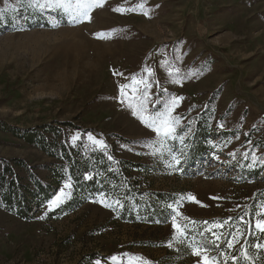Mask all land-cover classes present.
<instances>
[{"label":"rangeland","instance_id":"374dc122","mask_svg":"<svg viewBox=\"0 0 264 264\" xmlns=\"http://www.w3.org/2000/svg\"><path fill=\"white\" fill-rule=\"evenodd\" d=\"M133 77L151 85L144 115L183 98L172 112L183 142L133 114L144 93ZM120 85H130L123 96ZM45 124L67 130L84 150L101 148L141 167L124 175L127 186L90 195L74 191L67 168L52 185V163L61 160L19 136L40 128L53 138ZM199 143L205 149L190 160ZM0 157L23 159L27 184L33 172L55 188L30 219L0 207V264H139L133 258L140 257L200 264L193 244L220 264H264V249L253 256L264 244L255 242L264 212V0H104L81 23L35 0H0ZM61 190L68 195L50 209ZM215 221H227L213 228L222 234L217 245L208 231ZM224 253L237 259L225 261Z\"/></svg>","mask_w":264,"mask_h":264},{"label":"trees","instance_id":"16d2710c","mask_svg":"<svg viewBox=\"0 0 264 264\" xmlns=\"http://www.w3.org/2000/svg\"><path fill=\"white\" fill-rule=\"evenodd\" d=\"M61 125H70L69 123H60ZM45 132L52 133L53 138H46L39 129H27L22 131L19 136L29 144H33L45 153L49 158L61 160V163H52L50 184L60 185L64 181V170L67 168L69 175L72 177V185L74 191L79 195L91 194L95 191L109 190V185L115 183L116 188L126 183L125 174H129L134 167H141L140 164L120 159L117 160L110 153H106L104 149L93 148L82 149L80 141L69 140L66 131L59 126L53 124H45L42 126ZM68 129H71L67 127ZM60 132L63 137L58 140ZM204 128L199 127L198 135L205 136ZM203 135V136H202ZM205 148L199 143L190 153V160L199 156ZM111 157V160H110ZM44 167H46L44 165ZM23 159H7L0 157V207L14 212L24 219L32 218L33 205L40 207L50 198V191L55 192L49 183H42L40 179L34 177L33 172L29 179L30 183H26L24 175L20 172H28ZM27 180V179H26ZM127 186V183L125 184ZM125 186V187H126ZM125 194L135 197V190L124 188ZM160 198L166 197L163 193H158ZM264 238V233H259L255 242H260ZM254 242V243H255ZM260 248L253 250V256H256Z\"/></svg>","mask_w":264,"mask_h":264},{"label":"snow or ice","instance_id":"6c2138e0","mask_svg":"<svg viewBox=\"0 0 264 264\" xmlns=\"http://www.w3.org/2000/svg\"><path fill=\"white\" fill-rule=\"evenodd\" d=\"M104 0H45V3H40L39 0H35V6L40 8H56L60 9L63 12H65L70 20L74 23H81L83 21H90L91 20V12L96 7L103 6ZM140 7H143V5H139ZM115 11H126L129 9L124 8H117L114 9ZM134 10V9H132ZM149 75H152L151 69H146ZM178 71V69H177ZM133 85H140L143 84L144 87V93L143 97L140 99L139 108L138 111H134V115H139V118L150 128H153V130L157 133V135L162 136L163 138H172L177 139L179 138L181 142H183L184 137L177 135V126L179 124V118L172 115V112L174 111L175 107L178 106L179 100H182V97H173L172 100L166 105V110L164 112L155 113L152 115H144V112L146 111V105L145 101L147 100V89L151 86L150 83H148L146 80H137L135 77L132 78ZM179 82V81H175ZM130 87V85H120L121 95H125V89ZM138 91L137 87H133L132 92L133 96L135 97L136 92ZM73 139H77V137H73ZM89 139L93 140L94 143L103 145V141H97L95 138H93L91 135H89ZM247 155V154H246ZM255 154H253V162L256 160ZM173 161L176 165L180 164V159L176 156H173ZM261 163H264V160L260 161ZM254 166V165H249ZM66 188H70V184L65 185ZM68 194L65 193L63 190H61V194L55 197L53 200L49 201V208H54L59 206L61 203H63V198H65ZM190 199H195L194 197H189ZM198 202V201H197ZM118 204L119 201H116ZM199 203V202H198ZM106 207H111L110 204H105ZM262 208H264V205H262ZM177 215H180L179 212H177ZM258 216L261 218L257 219L255 222V228L258 232L264 233V212L258 213ZM43 218V217H41ZM185 219H188L187 217ZM205 224L208 222L205 221ZM227 224V221H215L213 222L212 228H209L208 231L212 232V235L214 237V240L212 243L214 245H217V242L222 239V234L217 235L213 228H223L224 225ZM173 228L176 229L177 233L180 235L184 234V226L178 224L176 222L175 217H173ZM236 235H241L239 231H237ZM235 240V236L233 237V241ZM233 241L228 242V247H233ZM169 247L172 246L171 242L168 244ZM255 247L264 249V244H257ZM192 254L194 256H197L200 258V264H220V260L216 256L209 255V249L204 246H197L195 244L192 245ZM225 261L227 259L236 260L237 258L235 256L228 257L227 253H224ZM245 258H248V254L245 251L244 252ZM113 260H116V257H112ZM133 260L138 261L139 264H151L150 261L144 260L142 257L140 258H133ZM97 264H100L99 261H97Z\"/></svg>","mask_w":264,"mask_h":264}]
</instances>
